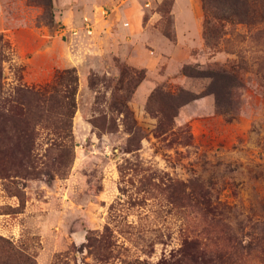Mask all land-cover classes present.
Returning a JSON list of instances; mask_svg holds the SVG:
<instances>
[{
    "label": "rangeland",
    "instance_id": "374dc122",
    "mask_svg": "<svg viewBox=\"0 0 264 264\" xmlns=\"http://www.w3.org/2000/svg\"><path fill=\"white\" fill-rule=\"evenodd\" d=\"M40 1L0 0V111L20 84L42 89L57 71L74 68L75 111L64 141L72 155L65 175H45L53 171L54 131L42 121L35 126L32 173L6 171L19 165L18 145L0 116V264H187L190 240L214 251L227 249L235 237L243 245L259 237L264 4L210 1L204 12L201 0H181V8L202 13L208 43L203 26L198 35L174 31L173 0H153L151 8L140 0L143 25L149 24L136 43L97 51L102 10L109 13L112 2L121 0H48L50 7ZM94 12L92 38L72 41L56 33L63 20L78 26ZM185 22L193 27L191 15ZM128 54L157 60L148 69L128 63ZM73 61L76 66H69ZM183 64L239 70L242 82L222 104L226 112L207 92L211 79L181 74ZM119 65L127 69L125 82L138 78L135 71L143 77L137 86L117 89ZM156 88L192 94L170 126L159 125L160 100H149ZM114 95L127 113L119 111ZM192 184L208 189L217 203L216 220L208 221L188 200ZM253 254L249 264H260L261 252Z\"/></svg>",
    "mask_w": 264,
    "mask_h": 264
},
{
    "label": "trees",
    "instance_id": "16d2710c",
    "mask_svg": "<svg viewBox=\"0 0 264 264\" xmlns=\"http://www.w3.org/2000/svg\"><path fill=\"white\" fill-rule=\"evenodd\" d=\"M210 1L225 0H201L202 9L207 10V4ZM241 4L252 5L264 4V0H239ZM44 6L50 7L48 0L40 1ZM202 35L206 42L209 43L210 33L206 31V25L202 23ZM121 77L118 79L117 89H126L132 84L135 86L142 80L143 77L138 72L137 79L128 77L127 69L123 65H119ZM181 74L189 77H205L210 78L211 83L207 88L208 93H213L215 103L223 112L224 103H229L232 98V92L235 87L241 85L242 78L239 70L234 66L229 67L217 66L215 68L200 69L195 65L183 64L180 70ZM2 69L0 67V91L2 88ZM77 75L74 68H68L63 71H57L52 84L44 86L42 89L28 87L20 84L14 91V96L10 100L8 108L0 111V116L10 123L12 137L17 148L19 165L16 167L10 166L6 171L11 170L16 176L32 173L28 167H33V160L36 157L35 149V126L44 121L53 127V136L49 138V150L52 153L51 165L53 171L45 173L49 178H53L54 174L63 176L66 174V167L70 162L72 151L65 147V139L71 135L72 118L75 111V93H76ZM160 100V104L156 108L159 125L170 126L173 117L176 115L177 109L185 102L190 100L192 94L182 89L172 93L156 88L150 95L149 100L153 98ZM223 97V99H222ZM115 103L120 101V112H128L126 104L123 100H119L118 96H113ZM52 116L55 117V124L52 122ZM229 120V119H226ZM49 127V126H48ZM138 130V127L136 128ZM188 200L197 205V210L208 221L216 220L218 216L217 203L212 200V195L204 186L192 184ZM259 222V221H256ZM260 234L259 237H254L253 242L242 244L238 237L232 241V244L225 250L210 251L203 242L197 239L190 240L188 243V251L185 253V261L187 264H249L254 258V252L259 251V259L257 262L264 264V224L258 225ZM255 259V258H254ZM7 259L4 264H9Z\"/></svg>",
    "mask_w": 264,
    "mask_h": 264
},
{
    "label": "crops",
    "instance_id": "0c3cea01",
    "mask_svg": "<svg viewBox=\"0 0 264 264\" xmlns=\"http://www.w3.org/2000/svg\"><path fill=\"white\" fill-rule=\"evenodd\" d=\"M140 3V0H121L120 3L112 2V8H110L109 13H107L105 10H102V12L104 11L105 13V17L103 16L104 25L97 35V37H100L102 44H100L99 42H94L95 50L108 51L112 50L115 47L121 48L120 46L123 44L126 45V43H136V41L142 35V32L149 24L147 23L145 26L143 25L142 12L139 9ZM183 4L184 2H182L181 0H173L172 20L174 31L178 35H198L202 30V13L197 10V7H195L194 12L189 11V8H181ZM189 15H191L194 20V28H191L185 22V20L189 18ZM91 18L96 21V19L98 18L96 12L91 15ZM151 19H149L148 21H150ZM62 24L63 25L60 26V29L56 31V33H58L60 36H63L64 30H67L72 26H76V24H72L71 22L67 24L65 20H63ZM64 36H68V34ZM123 58L132 65L141 63L148 69L149 67L154 66L157 60V58L154 57L143 61L141 57L137 58L134 56H129V54L127 56L123 55ZM66 62H68V60ZM68 65L76 66V63L73 61Z\"/></svg>",
    "mask_w": 264,
    "mask_h": 264
},
{
    "label": "built area",
    "instance_id": "2783aa9c",
    "mask_svg": "<svg viewBox=\"0 0 264 264\" xmlns=\"http://www.w3.org/2000/svg\"><path fill=\"white\" fill-rule=\"evenodd\" d=\"M153 0H143L142 7L144 8H151ZM103 14L104 11H103ZM96 22L94 19L88 16H84L81 24L78 26H72L67 30H64L63 36L67 35L73 41L75 40H83L84 38H92L93 35L96 33Z\"/></svg>",
    "mask_w": 264,
    "mask_h": 264
}]
</instances>
